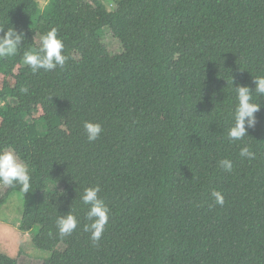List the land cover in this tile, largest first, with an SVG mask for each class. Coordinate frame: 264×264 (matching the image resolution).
Listing matches in <instances>:
<instances>
[{
	"label": "trees",
	"instance_id": "1",
	"mask_svg": "<svg viewBox=\"0 0 264 264\" xmlns=\"http://www.w3.org/2000/svg\"><path fill=\"white\" fill-rule=\"evenodd\" d=\"M0 26L25 37L0 57V149L29 166L18 228H37L42 264H264V96L253 93L248 138L227 139L233 88L254 90L264 75V0H120L112 11L102 0H0ZM51 28L69 60L33 73L23 53ZM85 121L103 128L95 142ZM244 144L254 160L239 156ZM95 185L110 213L94 246L81 196ZM69 212L79 224L61 237L56 219ZM0 264L19 262L0 253Z\"/></svg>",
	"mask_w": 264,
	"mask_h": 264
},
{
	"label": "clouds",
	"instance_id": "2",
	"mask_svg": "<svg viewBox=\"0 0 264 264\" xmlns=\"http://www.w3.org/2000/svg\"><path fill=\"white\" fill-rule=\"evenodd\" d=\"M0 57L14 56L20 49L24 40V33L18 32L9 27L7 31L0 26ZM65 45L62 39L58 37L57 29L51 28L46 34L40 37V47L38 49H29L23 53V62L33 73L39 70L45 72L53 71L57 68L63 70L69 60V56L64 54ZM255 85L254 90L248 86L237 85L235 88L237 103L231 113L234 123L228 129L227 139L230 142H243L247 137L249 129L255 128L257 124L256 113L261 109V103L254 102L253 93L257 96H264V75H257L252 78ZM22 93H27L28 89L22 87ZM84 133L89 143L99 139L103 128L100 123L85 121L83 124ZM239 156L248 160L256 158L255 152L251 147L244 144L240 148ZM218 166L225 172L233 171V163L229 159H221ZM0 184L9 188H18L21 195L30 193L32 189V176L29 172L28 164L23 161L12 148L0 149ZM99 185L86 187L81 196V202L88 206L86 220L89 223L84 225L83 230L90 233V239L93 245L99 243L105 227L109 222L110 209L99 193ZM60 195H63L62 193ZM215 204L223 206L225 203L223 193L217 190L211 192ZM79 221L76 215L69 212L66 215L58 216L56 227L61 237L71 235L78 227Z\"/></svg>",
	"mask_w": 264,
	"mask_h": 264
},
{
	"label": "rangeland",
	"instance_id": "3",
	"mask_svg": "<svg viewBox=\"0 0 264 264\" xmlns=\"http://www.w3.org/2000/svg\"><path fill=\"white\" fill-rule=\"evenodd\" d=\"M108 11L114 9L116 1L120 0H102ZM47 0H38L40 8H43ZM106 38V43L112 53L121 51L120 44L111 37L108 30L105 29L101 32ZM39 43V40H38ZM8 104L13 106L16 105V101L9 99ZM3 105H0V109ZM27 123H31L28 118H25ZM38 133L42 134L44 131L43 125L37 126ZM6 186L1 185L0 188V199L3 197ZM52 190H61L62 187L51 186ZM23 210V198L18 192H10L8 195L0 201V253L15 259L18 258L19 264H41L48 256L49 252L37 250L32 245V238L37 233V228L32 229L30 232H22L19 228H16L15 224L18 225V219H21ZM58 250L63 251V245L58 246ZM40 260V261H39Z\"/></svg>",
	"mask_w": 264,
	"mask_h": 264
},
{
	"label": "crops",
	"instance_id": "4",
	"mask_svg": "<svg viewBox=\"0 0 264 264\" xmlns=\"http://www.w3.org/2000/svg\"><path fill=\"white\" fill-rule=\"evenodd\" d=\"M0 188H1V185H0ZM19 222H20V220L18 219V222H16L18 225L15 224L16 228L19 227ZM39 261H40V260H39ZM42 263H43V262H41V264H42Z\"/></svg>",
	"mask_w": 264,
	"mask_h": 264
}]
</instances>
